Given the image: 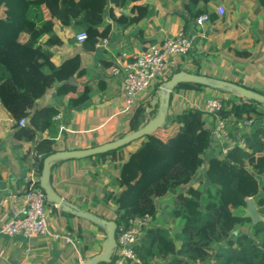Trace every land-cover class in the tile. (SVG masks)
I'll use <instances>...</instances> for the list:
<instances>
[{
    "label": "trees",
    "instance_id": "1",
    "mask_svg": "<svg viewBox=\"0 0 264 264\" xmlns=\"http://www.w3.org/2000/svg\"><path fill=\"white\" fill-rule=\"evenodd\" d=\"M10 1L16 10L15 18L0 14V103L14 121V140L35 143L33 155L41 156L40 160L34 156L40 177L43 160L58 149L53 138L38 140L37 135L44 132L52 134L59 115L58 106H42L40 99L48 90L55 88L57 98L65 101L66 108L79 109L88 103L95 90L93 84L85 83L88 70L82 66L78 54L60 65L53 63L54 48L63 45L54 31L55 23L59 22L77 34L86 33L82 48L93 51L99 39L109 32L108 27L103 32L99 30L105 23L106 14L115 18L110 4L118 6L122 0ZM129 1L136 3L131 8V11H136V16L128 20V24L147 16V5L141 4L142 0ZM249 1L258 2V10L264 17V0ZM197 5L198 0H184L185 9L195 20L207 13L206 8L198 9ZM210 18L214 20L217 17ZM260 39L262 49L264 30L260 32ZM237 54L246 57L249 52L244 50ZM260 56L261 52L257 58ZM105 70L107 67L103 72ZM180 71L182 69L178 68L174 73ZM70 78H74L78 85L70 82ZM161 86L162 83L157 84L154 91L157 92ZM206 88L209 87L181 83L173 93ZM217 91L231 94L225 90ZM172 101L171 94L169 106ZM223 102L224 107L217 115L231 122L229 129L232 135L240 122L250 120L254 123L249 131L241 133L244 147L235 146L225 155L220 153L207 157L206 151L213 137L212 130L206 125V114L202 110L188 108L167 119L155 133L136 141L139 144L134 151H127L132 143L88 158L97 159L101 164L110 162L119 169L112 184L113 188L120 189L119 192H105L103 195L116 215L113 219L117 225L116 239L120 229L128 228L131 220L145 216L155 220L157 199L170 198L168 215L178 225L176 230L173 233L157 227L144 230L134 246L139 261L134 264H204L207 259L213 264H264V179L259 181L257 177V174L264 175V104L238 95ZM158 107L159 102H155L153 107L138 103L127 130L116 133L113 140L144 127L156 116ZM22 119L27 121L24 126L19 125ZM163 128L169 129L171 134L164 135L160 131ZM204 164H207L204 175L208 187L202 190L200 186L192 187V182ZM186 185L190 186L186 192L180 191ZM34 189L43 192L39 181ZM248 198L254 200L262 220L252 224L249 233H236L230 237L225 214L240 207L246 208ZM245 221L252 223L249 217Z\"/></svg>",
    "mask_w": 264,
    "mask_h": 264
},
{
    "label": "crops",
    "instance_id": "2",
    "mask_svg": "<svg viewBox=\"0 0 264 264\" xmlns=\"http://www.w3.org/2000/svg\"><path fill=\"white\" fill-rule=\"evenodd\" d=\"M140 3L147 5L148 14L130 24L128 20L136 16V11H131L136 3L122 0L118 6L110 4L115 18L106 14L105 23L99 30L103 32L108 27L109 32L99 39L93 51L82 48V43L76 39L77 33L62 27L59 22L55 23L54 31L63 45L54 48L53 63L60 65L65 59L78 54L82 66L88 70L85 83L93 84L95 90L88 103L79 109L66 108L65 101L57 98L56 89L48 90L39 104L58 106L59 115L53 133H40L38 140L51 137L58 151H72L108 143L113 141L116 133H124L132 111H124L119 96L125 75L123 64L131 62L151 45L174 37L179 31L193 44L189 54L181 59L182 70L241 84L264 93V56L261 54L257 58L258 53L255 55L258 47L255 48L254 43L258 40L253 39L254 33H260L264 27L259 25L258 31L254 32L252 24L249 25L258 22L262 14L257 1L198 0L197 8H206L205 14L209 17L200 25L185 9L184 0H142ZM218 7L224 9L222 15L217 13ZM0 14L15 18L16 10L10 0H0ZM211 16L217 18L211 20ZM244 50L249 52L248 56L237 54ZM115 66L120 67L118 75L111 74ZM105 67L107 70L103 72ZM155 87L145 93L138 103L153 107L155 102H159V91L155 92ZM215 95V90L206 89L172 93L173 101L167 118L184 109L202 107L207 99ZM223 95L225 99L232 96ZM205 117L206 125L211 129L213 115L206 114ZM13 133L14 121L0 103V227L11 217L13 205L22 203L27 187L25 177L33 168L39 171L33 155L35 143L17 142ZM131 146L127 151L135 150L136 147ZM217 147L220 148L212 142L207 155ZM118 174L119 169H115L110 162L101 164L97 159L88 158L63 160L50 166V183L60 197L77 208L98 216L100 213L110 215L112 206L104 201L103 195L105 192H119L120 189L112 186ZM164 201L170 202V198L157 199L156 203ZM50 204L47 205L50 232L70 236L77 250L51 237L27 240L21 236L0 234V264H74L102 252L97 251L96 246L92 247L91 243L100 245L103 228L70 213H61L60 208Z\"/></svg>",
    "mask_w": 264,
    "mask_h": 264
},
{
    "label": "built area",
    "instance_id": "3",
    "mask_svg": "<svg viewBox=\"0 0 264 264\" xmlns=\"http://www.w3.org/2000/svg\"><path fill=\"white\" fill-rule=\"evenodd\" d=\"M217 13L222 15L224 9L218 7ZM208 20L209 17L205 14L198 17L196 23L200 25ZM86 38L87 35L84 32L76 36L79 43H83ZM192 46L191 39L179 31L174 37L166 38L151 45L136 55L131 62L123 64L122 68L125 75L121 82L119 96L122 99L124 111L133 112V109L138 106L139 99L145 93L157 84L165 82L170 75L174 74L181 66V59L189 54ZM119 73V66L111 69V74L118 75ZM224 99V96L221 95L211 97L204 102L202 108L205 114L216 115L212 129L213 143L220 146L223 155L235 146L244 147V139L241 137V133L249 131L254 124L253 121L244 120L239 123L238 130L232 135L229 129L231 122L220 119L217 115L224 107ZM26 122L25 119H22L19 125L24 126ZM34 156L38 160L41 159L37 153H34ZM38 172L36 168H33L25 177L24 181L27 187L22 203L18 206L13 205L11 217L1 225L0 234L9 237L21 236L27 240L51 237L55 240H62L76 249L77 247L70 236L62 232L52 233L49 230L50 214L47 209L46 196L44 192L34 189L35 183L39 181ZM110 215L116 217L114 211ZM152 222L153 219L150 216H145L131 220L126 229L122 227L116 239L117 245L109 264L138 263L134 246L143 231L151 228Z\"/></svg>",
    "mask_w": 264,
    "mask_h": 264
},
{
    "label": "water",
    "instance_id": "4",
    "mask_svg": "<svg viewBox=\"0 0 264 264\" xmlns=\"http://www.w3.org/2000/svg\"><path fill=\"white\" fill-rule=\"evenodd\" d=\"M69 81L75 85H78L75 83L74 78H70ZM181 83H193L217 90H225L235 93L241 98L252 99L264 104V95L245 88L242 85L182 70L180 72L174 73L170 79L162 83V86L159 90L158 112L156 116L151 119L144 127L138 129L137 131L131 132L122 138L115 139L99 146L72 151H58L47 156L43 160L42 171L39 178V185L46 196L47 202L55 204L58 208L66 213H70L81 219L87 220L94 225L102 227L106 233V241L104 242L102 252L99 255L82 260L78 264H109L112 260L113 253L117 245V225L114 220H108L89 211H83L60 197L50 183V166L58 161L95 157L96 155L116 150L126 145H131L132 143L143 139L145 136L155 133L165 125L168 119L167 115L169 111L171 94L173 93L176 86ZM246 202L248 217L251 219L252 223L255 224L261 221L262 219L260 218L261 216L257 211L254 200L248 198L246 199Z\"/></svg>",
    "mask_w": 264,
    "mask_h": 264
},
{
    "label": "rangeland",
    "instance_id": "5",
    "mask_svg": "<svg viewBox=\"0 0 264 264\" xmlns=\"http://www.w3.org/2000/svg\"><path fill=\"white\" fill-rule=\"evenodd\" d=\"M258 20H259L258 21L259 23L258 22L249 23V25L252 24V28H253L254 32L258 31L259 25H262L264 27V17H263L262 14L258 17ZM253 39H257L258 40V41H256L258 43H254V47L255 48L258 47L257 51L254 52L255 55L257 53L261 52V54H263V56H264V47L262 49H260L261 46L259 44L260 43V33H254V38ZM262 58H264V57H262ZM159 90H160V88L158 89V91ZM209 90H214V89L213 88H206V91H209ZM215 93H216V95H221V96H224L223 94H225V93L218 92L217 90H215ZM230 95H232L230 97L233 98V97H236L237 94L231 93ZM202 108H203V106L202 107H195V108H192V109L202 110ZM169 118H171V117H169ZM256 123H258V122H256ZM213 127H214V125L211 126V130L213 129ZM160 131H162V133L164 135L171 134V131L169 129H167V128H163ZM138 144H139V142H137V143L134 142V144L131 146V148L137 147ZM220 153L222 154V151H221L220 148L217 147L216 150H213L211 153H209V155H207V157L211 156V155L212 156L213 155H218ZM204 171H205V167L202 166L199 169L197 176L195 177V179L192 182V187L197 188V187L200 186L202 188V190H205L208 187V183H207V181L205 179ZM257 177H258L259 181H262L264 179V175H258L257 174ZM189 187L190 186H187V185L186 186H182V188H180L181 189L180 191L186 192V190ZM157 206H158V215H157L156 219L153 220V222L151 224V227L167 229V230H170L173 233L174 230H176L178 225H176V223L173 222L172 219L168 215V212L170 211L171 202H169V201H167V202L164 201L162 203L158 202ZM104 213H108V212H104ZM100 216L103 217V218L105 217L106 219L110 218L109 220L114 218V216H112V215H108V216L106 214L101 215V213H100ZM225 216H226V218L228 220V223H229L228 231H229L230 237H234V235L236 233H249L250 232V228H251V225L253 223L250 224V223L245 221L246 218L248 217V213H247V209L246 208L240 207V208L234 209V210H232V212L230 214H225ZM260 218L262 219V217H260ZM102 233H103V239H102V241L100 243L101 246L99 244L96 245V242H92L91 241L92 242L91 246L92 247L96 246L95 249L97 251L103 250V245H104V242L106 241V235H105L104 230H102ZM176 245H177V248H179L180 244L177 243ZM79 262L80 261H78V263ZM204 264H213V263L209 259H207L204 262Z\"/></svg>",
    "mask_w": 264,
    "mask_h": 264
}]
</instances>
